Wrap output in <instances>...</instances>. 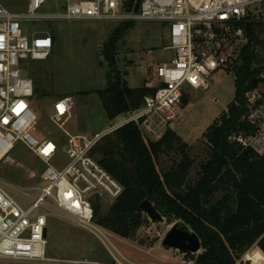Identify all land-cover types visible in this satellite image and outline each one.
<instances>
[{"label": "built area", "instance_id": "obj_1", "mask_svg": "<svg viewBox=\"0 0 264 264\" xmlns=\"http://www.w3.org/2000/svg\"><path fill=\"white\" fill-rule=\"evenodd\" d=\"M129 6H125V2ZM46 0H29L25 12L8 9L0 2V164L22 143L45 168L29 175L39 184L29 191L24 184L0 181V261L16 263L54 262L47 258L48 218L64 217L92 233L103 244L115 238L96 222L95 204L104 199L116 202L124 188L94 158L100 141L131 123L159 119L167 127L179 116V106L189 91H208L219 71H232L243 48L249 45V27L264 24V0H142L139 11L132 0H65L63 12L45 14ZM63 21L157 22L168 31L172 52L169 61L151 65L157 76L155 89L143 106L121 121L95 134L71 135L64 126L72 119L74 101L57 100L52 123L67 135L65 145L56 139L36 137L38 115L32 103L35 84L22 73L28 61H46L55 46L44 32H27L29 23ZM264 47V34L260 38ZM264 55V54H263ZM233 73V72H232ZM151 81H153L151 79ZM150 81V82H151ZM247 122L255 131L235 138L241 145L264 156V95L247 93ZM119 118V117H118ZM64 150L66 165L53 161ZM118 264H133L113 244ZM247 262V261H246ZM250 262V260L248 261ZM65 264H96L69 261Z\"/></svg>", "mask_w": 264, "mask_h": 264}, {"label": "rangeland", "instance_id": "obj_2", "mask_svg": "<svg viewBox=\"0 0 264 264\" xmlns=\"http://www.w3.org/2000/svg\"><path fill=\"white\" fill-rule=\"evenodd\" d=\"M46 1L42 13L56 15L63 12L65 0ZM0 2L12 11L25 12L29 0ZM121 25L124 26L106 20L72 22L51 20L28 24L27 32H30V36L34 32H44L56 40L48 60L28 61L22 68V73L35 84L36 95L32 106L38 115V127L33 131L34 136L47 140L56 139L62 145L66 144L67 135L51 121L55 102L64 98H71L74 101L72 119L64 126V131L73 136L85 134L94 136L119 123L122 117L111 121L99 100V92L108 86L109 74L114 75L120 71L122 78L132 89L157 84V76L151 71V65L169 61L173 56L172 52L163 51L169 44L167 29L157 22H132L119 43L117 65L110 67L104 55L105 46L113 31ZM232 72L233 70L228 73L219 71L215 74L208 91L191 90L186 93L179 106V116L169 127L155 118H152L148 125L142 121L141 131L147 139L158 141L166 130L171 128L184 143L193 147L190 156L195 160V164L190 173V180L197 179L201 165L208 159L207 148L202 141L204 134L234 101L236 90ZM257 90L259 94L264 95V82ZM148 98L149 96L145 101ZM94 158L98 159L96 156ZM176 161L179 162L180 158L174 152L163 154L159 168L168 170ZM53 163L55 166L66 165L68 163L66 152L64 150L59 152ZM44 168L45 165L22 143H17L15 149L0 164V181L12 186L24 184L29 191H33L39 184V179L31 178L29 172L33 170L39 175ZM113 205L114 202L104 199L95 204V209L99 206V214H104ZM95 218L97 222V217ZM178 221L181 220L164 217L163 222H152L145 215V221L137 228L134 236L126 239L112 233L116 239L109 238L103 244L92 233L76 227L69 219L53 216L48 218L47 258L54 262L0 261V264H65L69 261L118 264L114 257L118 260L120 257L113 250V244L119 253L123 251L127 253L125 256L130 255L144 263L152 261L161 264L153 256H163L172 264H195L198 254L194 258H186L177 251H167L162 247L164 237ZM122 240L131 245L122 244ZM257 249L253 248L248 253ZM247 254L239 264L249 261ZM250 263L253 264L251 261Z\"/></svg>", "mask_w": 264, "mask_h": 264}, {"label": "trees", "instance_id": "obj_3", "mask_svg": "<svg viewBox=\"0 0 264 264\" xmlns=\"http://www.w3.org/2000/svg\"><path fill=\"white\" fill-rule=\"evenodd\" d=\"M132 1L137 2L138 12L142 0ZM120 24L124 26L113 31L104 50L110 67L117 65L119 43L132 22ZM263 34L264 24L249 27L251 41L233 65L234 101L202 138L208 159L196 180L189 178L195 164L190 156L193 147L171 128L158 141H151L142 134V122H135L98 143L93 155L124 188L106 213L99 214L96 206L100 226L121 238H131L145 221L140 205L148 200L166 213L164 217L183 221L199 236L202 251L195 264H239L253 248L259 250L248 253L247 259L264 264V156L235 139L255 131L246 120L247 93L264 82V47L260 42ZM118 72L109 74L107 88L99 92L100 103L111 121L138 110L145 98L156 91L144 86L132 89ZM169 152H174L180 161L168 170L159 168L162 155Z\"/></svg>", "mask_w": 264, "mask_h": 264}, {"label": "water", "instance_id": "obj_4", "mask_svg": "<svg viewBox=\"0 0 264 264\" xmlns=\"http://www.w3.org/2000/svg\"><path fill=\"white\" fill-rule=\"evenodd\" d=\"M129 6V2H125ZM141 211L152 222H163L164 212L157 209L150 201L146 200L140 205ZM48 231L45 232L47 234ZM162 247L167 251H177L182 255H196L202 251V243L199 236L192 231L184 222H176L168 231L162 241Z\"/></svg>", "mask_w": 264, "mask_h": 264}, {"label": "crops", "instance_id": "obj_5", "mask_svg": "<svg viewBox=\"0 0 264 264\" xmlns=\"http://www.w3.org/2000/svg\"><path fill=\"white\" fill-rule=\"evenodd\" d=\"M122 241H124V242H122ZM121 241V243L122 244H126L127 242H126V240H122ZM127 244H129V245H131L130 243H127ZM128 245V246H129ZM130 248H133V249H136V247H133V246H130ZM257 250H259V249H257ZM262 252V251H261ZM122 253V255L123 256H125L127 253H124L123 251L121 252ZM263 253V252H262ZM264 254V253H263ZM150 255H152V254H150ZM153 256V255H152ZM131 263H133V264H155V263H152V261L151 262H149V263H144V262H142V261H140V260H138V258H134V257H131L130 255H129V257H127V256H125ZM145 258V257H144ZM153 258H155V260L157 259V260H159L160 262H161V264H172L168 259H166V258H164L163 256L161 257H159V256H153Z\"/></svg>", "mask_w": 264, "mask_h": 264}]
</instances>
